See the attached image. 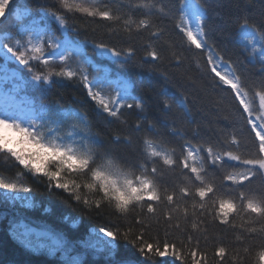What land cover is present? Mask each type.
Returning a JSON list of instances; mask_svg holds the SVG:
<instances>
[{
    "label": "snow or ice",
    "instance_id": "6c2138e0",
    "mask_svg": "<svg viewBox=\"0 0 264 264\" xmlns=\"http://www.w3.org/2000/svg\"><path fill=\"white\" fill-rule=\"evenodd\" d=\"M9 3L10 0H0V18L6 17ZM208 7L207 0H180L175 28L189 50L193 46L197 50L203 62L197 64L199 78L203 87L217 94L214 108L224 112L227 125L214 131L215 141L204 138L199 126L189 132L192 109L183 92L177 95L161 88L160 117L150 118L144 101L130 94L127 82L108 81L115 94L106 96L99 90V82L90 79L84 69L79 76L65 68L46 73L36 70L34 62L45 69L57 61L65 64L72 45L33 21L23 29L27 36L23 44L0 41L5 60H15L26 69L35 82L32 87L47 92L46 86L50 84L78 79L99 113L106 114V124L119 122L128 126L123 118L124 109H135L139 116L134 125L128 126L131 132L106 142L99 131L92 130V122L84 112H68L58 104L38 111L30 101L25 106V100L17 101L4 93L0 101V155L22 170L18 176L30 173L47 178L48 189L68 193L77 203L82 202L86 210L100 213L107 207L125 223L139 226V234L132 239L131 227L124 233L99 227L98 232L107 238L103 243L108 249L123 236L143 259L153 264L154 258H169L170 264H208V254L200 250L199 238L195 246L191 234L186 242L167 239L171 230L184 232L181 221L187 223L191 218L193 231L206 233L207 225L218 222L217 226L234 234L231 254L225 246L215 248L216 264H245L253 253L250 264H264V21L258 24L247 15L230 18L229 23L234 25L235 35L241 41L237 47L244 57L233 60L210 42L205 19ZM174 9V5H165L164 0H129L123 13L116 12L108 0H55L54 5L42 8L65 31H76L75 21L87 18L89 23L107 22L110 33H124L128 39L147 33L145 56L153 64L162 60L153 42L167 43L164 21L176 17ZM19 12L17 9L13 15L18 17ZM137 13L139 17L133 19ZM261 14L264 16V11ZM69 20L73 24L69 25ZM92 43L117 63H128L136 54L132 46L118 49L104 42ZM172 57L175 63L170 61V66L177 68L188 59L174 48ZM245 61L253 69L258 64L259 75H245L241 71L248 66ZM153 74L165 82L170 79L166 69L151 68L149 75ZM132 133H143L138 148ZM119 145H124L128 152L116 151ZM65 173L83 178L82 183L66 179ZM257 180L259 185L251 187ZM0 190L5 194L30 193L32 188L0 178ZM82 190L98 198L82 197ZM237 218L240 223H236ZM153 225L164 229L163 242L144 239V233ZM24 235L26 246H31Z\"/></svg>",
    "mask_w": 264,
    "mask_h": 264
},
{
    "label": "trees",
    "instance_id": "16d2710c",
    "mask_svg": "<svg viewBox=\"0 0 264 264\" xmlns=\"http://www.w3.org/2000/svg\"><path fill=\"white\" fill-rule=\"evenodd\" d=\"M89 3L92 0H88ZM112 3L113 9L118 13L127 11L129 0H108ZM165 5H174L177 13L174 19H165L164 24L167 28V34L163 42H153V47L157 50L162 60L158 64L150 63V57L145 56V45L147 43L148 34L144 33L139 36H133L131 39L126 38L124 33L119 36L115 33H110L105 26L107 22L99 21L97 23L87 22V18L77 19L76 31H69V35L74 40L85 42V52L82 56L71 54L68 61L61 65L56 62L55 65L45 69L38 63L34 62V68L40 72L59 71L61 68L76 71L78 76L81 69L87 71L90 79H97L101 76L105 69L114 75H121L127 79L131 85L130 94L138 99H142L145 103L146 112L150 118L160 117V89L167 88L170 93L179 95L183 92L187 95L189 106L192 109L193 123L191 128L199 126L201 135L204 138H210L215 141L216 137L213 134L217 128H223L227 125V121L223 118L224 112H217L214 104L217 99V94L211 89L203 87L202 81L199 78L198 62L202 65V60L197 55V50L194 46L189 50L186 41L182 42L181 34L175 28V24L179 21L180 0H164ZM209 5L205 14L206 23L209 30L210 42H214L220 51L226 57H231L233 60L237 58L243 59L238 44L241 43L239 36L235 35V27L229 23L230 18L242 17L247 15L248 18L256 23L264 21L262 11H264V0H207ZM55 0H10L6 10V17L0 18V35L9 33L11 37L6 39L13 45L16 40L21 44L25 38L18 35V31L24 25L30 22L41 20L42 8L54 5ZM17 9L28 11V16L22 21H18L13 15ZM139 13L133 17L137 19ZM49 34L60 37L56 25L49 21L43 20L40 22ZM69 25L73 24L72 20L68 21ZM122 27V25H121ZM104 42L109 46H114L118 49H125L132 46L136 50V54L128 63H117L97 56L95 51L88 45L92 42ZM181 52L185 57V62L180 67L170 66V61L174 64L172 50ZM90 59L91 63L86 64L85 59ZM248 65V61H245ZM142 65V66H141ZM157 70H167L170 79L165 82L158 75H149L151 68ZM259 65L253 69L251 65L242 68L241 71L247 75L252 72L259 75ZM24 84L22 93L32 101L33 105L39 111L41 108L59 105L63 110L73 112L79 110L87 114V117L92 122L93 131H99L105 138L106 142L113 136L123 135L126 132H131L128 126L134 125L138 119L139 113L135 110L124 109L123 118L127 121V125H121L119 122L110 125L105 123L106 114H100L95 106V103L87 97V92L83 89L78 79L72 81H59L55 85H49L47 92L41 91L39 88L32 87L35 82L27 73L26 69H21ZM56 80V77H52ZM195 80L196 83H192ZM27 82V83H25ZM258 103V101H257ZM110 119V118H108ZM72 121L70 120L69 123ZM132 133L134 144L139 147L140 137ZM118 152L127 153L128 149L124 145H119L115 148ZM177 151L179 149L177 148ZM22 170L14 165L11 159H6L0 155V178L8 181L25 184L32 188L29 193L34 206L25 208L18 203L9 204L7 200H0V264H126L128 261L134 264H153V261L143 259L137 249L129 242L123 239V236L113 241L112 249L102 248L97 250L91 246L95 240L92 231H96L99 227L104 226L113 230H118L124 233L129 227L132 228V237L138 235L140 228L132 222L125 223L122 218L113 215L110 210L105 207L100 213L88 211L83 206L82 202L77 203L68 194L59 189H48L47 178L33 177L30 173L18 176L17 173ZM65 178L68 180L75 179L78 183H82L83 178L65 173ZM219 177L217 184H219ZM259 181L254 182L251 187L256 188ZM80 195L88 196L89 199L94 197L91 193L81 191ZM24 222L30 227L46 231L53 236L62 240V245L55 253H49L46 250H32L25 246L20 240L16 230L18 225ZM236 223H240L237 218ZM216 224L207 225V232L193 231L191 228V218L187 223L181 221L179 230H171V234L167 236L169 242L175 241L179 243L181 239L187 241V235L193 236V246L196 239L199 238L200 250L208 254V264H216L214 258L215 248L225 246L229 253L233 250L234 234L225 229L223 226ZM203 227V226H202ZM144 239L148 242L155 243L157 239L161 242L165 239L163 228H157L155 225L144 233ZM254 254V253H253ZM245 264H250L251 255ZM170 264L169 258H154V264ZM179 264V262H176ZM226 264L230 262L226 261Z\"/></svg>",
    "mask_w": 264,
    "mask_h": 264
},
{
    "label": "rangeland",
    "instance_id": "374dc122",
    "mask_svg": "<svg viewBox=\"0 0 264 264\" xmlns=\"http://www.w3.org/2000/svg\"><path fill=\"white\" fill-rule=\"evenodd\" d=\"M42 17L44 19H38L37 22L39 23V27L41 28H45L40 22L41 21H45V20H49L51 22H53L56 27L58 28L59 34H60V41H64V40H68L70 41L72 47H71V54L77 55V56H82L84 54V50H85V43L78 41V40H74L70 37L69 35V31H65L64 29H60L58 22H56L55 20L49 19L47 17V13L45 11H42ZM28 16V12H25V10H20L19 12V16H15L17 18L18 21H22L24 19H26ZM32 25V22H30L27 25H24L20 28V30L18 31V35H21L22 37L25 38V40L27 39V36L25 35L23 29L29 27ZM190 26H194V25H190ZM11 37V35L9 33H5L4 35H0V41H4L6 42V39ZM16 40L15 44L17 43ZM61 51H64V49H61ZM96 52V51H95ZM96 54L100 57V58H104V59H108L111 61H114L115 58H113L110 54H101V52L99 51L96 52ZM59 62V61H57ZM84 62H86V64L91 63L90 59H85ZM23 69L22 66H20L18 64V62H16L15 60L9 59V60H5L4 55L2 53V50H0V101H2L3 99V94L4 93H8L12 96L15 97V99L17 101L20 100H25V106L27 105V102L30 101L32 103L31 100H29L23 93H22V89H23V78L22 75L20 74V70ZM96 82H99V84L101 85V87L99 88L100 91L103 92L104 95H114L115 93L111 91V88L108 86V81H122V82H127L128 84V88H129V92L131 89V85L129 83V81L125 78H123L122 76H118V75H114L112 76L109 73L108 69H105L101 76H99L97 79H95ZM33 104V103H32ZM7 197V198H6ZM11 197H15L14 199ZM0 200L4 201L7 200L9 204L13 205L15 203H18L20 206H23L25 208H32L34 206V202L30 196L29 193H10V194H5L3 193L2 190H0ZM16 233L18 234L20 240L25 244L24 239H25V235L27 237V242L30 243L31 246H25L29 249L32 250H46L49 253H55L56 250L62 245V240L56 236H53L52 234L30 227L27 224H25L24 222H21L18 225V228L16 230ZM92 235L94 236L95 240L92 241L91 246L95 247L97 250H101L102 248H104L105 244L103 243V241H105L107 238L103 236L102 233H99L98 230L96 231H92ZM113 243V242H112Z\"/></svg>",
    "mask_w": 264,
    "mask_h": 264
},
{
    "label": "bare ground",
    "instance_id": "6f19581e",
    "mask_svg": "<svg viewBox=\"0 0 264 264\" xmlns=\"http://www.w3.org/2000/svg\"><path fill=\"white\" fill-rule=\"evenodd\" d=\"M95 49V48H94ZM96 50V52H98L99 53V50H97V49H95Z\"/></svg>",
    "mask_w": 264,
    "mask_h": 264
}]
</instances>
